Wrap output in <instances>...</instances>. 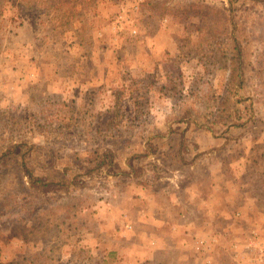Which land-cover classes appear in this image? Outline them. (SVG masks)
Wrapping results in <instances>:
<instances>
[{"label":"rangeland","instance_id":"obj_1","mask_svg":"<svg viewBox=\"0 0 264 264\" xmlns=\"http://www.w3.org/2000/svg\"><path fill=\"white\" fill-rule=\"evenodd\" d=\"M6 54L30 72L0 91V264H264L248 231L238 261L226 221L143 259L116 235L172 168H227L264 213V0H0Z\"/></svg>","mask_w":264,"mask_h":264},{"label":"crops","instance_id":"obj_2","mask_svg":"<svg viewBox=\"0 0 264 264\" xmlns=\"http://www.w3.org/2000/svg\"><path fill=\"white\" fill-rule=\"evenodd\" d=\"M155 33L153 36L144 34L139 42V44L142 43L147 47L150 43L155 44L156 48L150 49L151 51L154 50L151 54L154 57H156L158 45L162 41ZM6 56L9 59L1 64L4 68H0V91L5 88L8 90L16 89L21 83L18 78L27 77L28 72H30L26 70L27 73L22 74L21 69L17 68L18 54H6ZM79 57L78 62L82 64L79 63L80 66L77 65V69L81 67L80 70L69 72V74L78 76V79L74 80V82H77L76 87L81 85L84 87V84L89 87L93 85L92 81L95 79V75L89 71L90 68H93L91 61L94 58L91 55L90 58H87V56L81 54H79ZM84 57L87 59H84ZM143 57L145 58V55ZM85 62L88 63L89 70L85 67ZM83 67L85 69H82ZM23 92L25 93V91ZM226 169H169L171 173L172 171L177 173L185 171L184 173L187 175L183 178L182 175L172 174L160 179L162 182L169 184V187L161 192V195L165 197L164 199H161L157 193L151 191L145 185L141 186L140 195L134 196L132 201L133 204L139 206L134 214V220L137 221L139 229L137 231L125 229L126 231L122 233V236L116 234L117 237L129 248L131 247L129 249L131 253L139 254L143 259L152 257L157 251L166 250L167 247L176 246L179 248L185 245L186 249L192 250L198 247V243L202 240L206 241L205 245L214 244L220 238L216 233L217 226H214V222L226 221L227 227H230L232 232H238L235 235L241 234L235 236V240L229 243L232 245V251H238L237 259L240 261L241 248L245 247L242 237L245 238L246 231L251 233L250 239L246 242L247 248L254 250L253 245L264 246L262 239L258 238L262 243L252 239V233H263L264 235L263 226L259 223L264 219V213L261 212L259 200L252 196L249 199L247 189L246 191L243 190L244 184L242 182L225 177ZM127 198H130V196ZM162 201L172 206L174 212H171V209H164L163 211L168 213L156 215L159 206H162ZM125 219L129 220L130 218L127 216ZM157 225L159 226L156 228ZM229 244L226 243L224 247H228Z\"/></svg>","mask_w":264,"mask_h":264},{"label":"trees","instance_id":"obj_3","mask_svg":"<svg viewBox=\"0 0 264 264\" xmlns=\"http://www.w3.org/2000/svg\"><path fill=\"white\" fill-rule=\"evenodd\" d=\"M37 182H39L40 180L38 179V180H36Z\"/></svg>","mask_w":264,"mask_h":264}]
</instances>
